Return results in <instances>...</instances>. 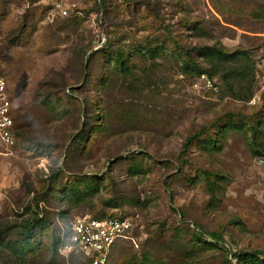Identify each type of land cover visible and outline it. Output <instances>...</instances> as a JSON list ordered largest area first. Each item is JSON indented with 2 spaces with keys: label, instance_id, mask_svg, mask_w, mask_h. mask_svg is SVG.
Here are the masks:
<instances>
[{
  "label": "rangeland",
  "instance_id": "obj_1",
  "mask_svg": "<svg viewBox=\"0 0 264 264\" xmlns=\"http://www.w3.org/2000/svg\"><path fill=\"white\" fill-rule=\"evenodd\" d=\"M105 1L107 18L99 0H0V76L16 129L14 147L0 142V264H24L11 248L35 212L44 222L25 264H83L52 248L85 216L130 218L109 264L147 254L152 264H237L232 254L264 252L254 155L264 153V104L247 103L254 84L184 72L212 70L195 51L204 47L247 51L251 68L264 0ZM73 192L81 204L64 199Z\"/></svg>",
  "mask_w": 264,
  "mask_h": 264
},
{
  "label": "trees",
  "instance_id": "obj_2",
  "mask_svg": "<svg viewBox=\"0 0 264 264\" xmlns=\"http://www.w3.org/2000/svg\"><path fill=\"white\" fill-rule=\"evenodd\" d=\"M98 5L100 8L101 14H103V16H105L106 18L110 15L111 12L115 11V9L111 8L112 6L110 5V3L105 0H99ZM67 10H68V15L66 17H69L70 16L69 8H67ZM195 51H197V56L200 60L203 61V63L210 66L212 70L217 69V72L214 73L215 70L213 72L212 70H205L204 68H200L199 66L198 67L194 66V68H190L189 66H186V68L184 69L185 70L184 72L195 73V75L198 76V78L202 76H208L211 79L217 74H220L224 76V80L226 83L233 81V82H239L240 84L244 83L245 85H250V83L251 85L254 84L255 92L253 93L251 92V96L247 102L248 104L250 103L251 99L254 97V95L259 90L260 82L257 77V71H258L257 65L262 59H264V48L262 49L260 56L253 63L251 68H248V66L243 65L244 63H246L245 59L250 58V55L247 51L227 53L223 51L222 49H219L216 47H204L201 49H196ZM233 63H238L239 68H237V70H234L233 68H231V65ZM229 89L231 91L232 87H229ZM262 103L264 104V95L262 97ZM236 129L240 130V128H236ZM15 134H16V129H15ZM196 139H197V136H192L188 138L187 143L184 145V150L186 151L188 147L191 145V143H193ZM206 143L208 145L213 144L214 146L216 142L212 140H208ZM215 148H217L216 145L213 147V150ZM219 151H221V148H219ZM254 155L258 157V160L264 159V153L260 151H255ZM130 171L133 175L135 174L138 175L142 173L141 168H139L138 166L137 167L134 166L133 169H130ZM224 179L225 178L223 177L219 178V180H222V181H224ZM217 186H218L217 184L214 185V187H217ZM64 199L68 202V204L72 206L81 204L83 202V198H81L78 195L76 196V192L64 195ZM35 213H37V215ZM35 213H33V216L30 217L29 219L27 218L26 214L23 215V218H26L27 220L26 219L22 220L21 224H19L18 226L19 228H21L20 230H22V234L19 238V244H15V248L13 247L11 248L17 256L20 255V259H21L20 261H22L24 264L27 263L25 262V257H30L31 255L35 256L36 251L38 250V248H36L37 244H33V242L34 240L38 242L36 238V231L38 228H40V225L44 222V219L43 218L41 219L39 217L40 216L39 212H35ZM96 219L130 220V218H126L123 216H115V215L96 217ZM67 230L68 231L65 236L66 241L68 240L69 235H70L69 226L67 227ZM24 231H26V233ZM203 236L204 234H199L196 232L194 233V237L198 243H204ZM209 236L213 237V239L219 242L221 241L223 242V240L219 238L217 234H210ZM56 244L59 246V248H56ZM56 244L54 248L52 249L53 251L55 250V253L58 254V251L61 250L60 245L62 246V244H64L63 239L61 238V235L57 237ZM207 245L212 246V244H207ZM81 257H82L83 264H88V260L83 255H81ZM232 257L236 259L237 264H264V252H252V253L241 252V253L232 254ZM154 261H155L154 256L147 254V255L142 256L140 259H136V258L131 259L129 264H152Z\"/></svg>",
  "mask_w": 264,
  "mask_h": 264
},
{
  "label": "built area",
  "instance_id": "obj_3",
  "mask_svg": "<svg viewBox=\"0 0 264 264\" xmlns=\"http://www.w3.org/2000/svg\"><path fill=\"white\" fill-rule=\"evenodd\" d=\"M54 10L62 17L68 15L67 8L59 2L55 3ZM257 67L260 86L249 103L251 106L262 103L264 95V59ZM14 122L9 85L7 80L0 76V142L7 148L16 145ZM260 164H264V159H260ZM132 230L130 220L96 219L89 216L78 218L71 223L69 238L62 244L63 249L60 248V251L63 254L67 251H77L88 260V264H108L114 246Z\"/></svg>",
  "mask_w": 264,
  "mask_h": 264
},
{
  "label": "clouds",
  "instance_id": "obj_4",
  "mask_svg": "<svg viewBox=\"0 0 264 264\" xmlns=\"http://www.w3.org/2000/svg\"><path fill=\"white\" fill-rule=\"evenodd\" d=\"M16 135V134H15Z\"/></svg>",
  "mask_w": 264,
  "mask_h": 264
}]
</instances>
